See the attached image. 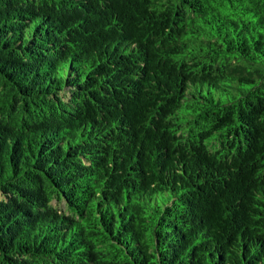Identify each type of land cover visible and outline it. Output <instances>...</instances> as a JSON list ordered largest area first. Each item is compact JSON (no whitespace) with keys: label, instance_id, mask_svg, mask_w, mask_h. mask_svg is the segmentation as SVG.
<instances>
[{"label":"trees","instance_id":"obj_1","mask_svg":"<svg viewBox=\"0 0 264 264\" xmlns=\"http://www.w3.org/2000/svg\"><path fill=\"white\" fill-rule=\"evenodd\" d=\"M0 264H264V0H0Z\"/></svg>","mask_w":264,"mask_h":264},{"label":"rangeland","instance_id":"obj_2","mask_svg":"<svg viewBox=\"0 0 264 264\" xmlns=\"http://www.w3.org/2000/svg\"><path fill=\"white\" fill-rule=\"evenodd\" d=\"M53 203L61 210L66 209L64 202L53 201Z\"/></svg>","mask_w":264,"mask_h":264}]
</instances>
